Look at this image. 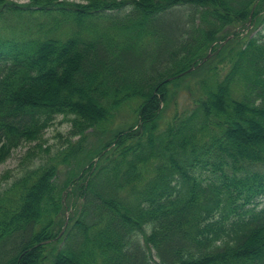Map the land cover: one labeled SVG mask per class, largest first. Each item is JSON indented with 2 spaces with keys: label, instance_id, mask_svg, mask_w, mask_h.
<instances>
[{
  "label": "trees",
  "instance_id": "obj_1",
  "mask_svg": "<svg viewBox=\"0 0 264 264\" xmlns=\"http://www.w3.org/2000/svg\"><path fill=\"white\" fill-rule=\"evenodd\" d=\"M16 1L0 0V163L57 116L69 130L0 191V264H264V35L233 33L264 31V0ZM184 9L197 36L133 62ZM210 47L228 67L179 112Z\"/></svg>",
  "mask_w": 264,
  "mask_h": 264
},
{
  "label": "rangeland",
  "instance_id": "obj_2",
  "mask_svg": "<svg viewBox=\"0 0 264 264\" xmlns=\"http://www.w3.org/2000/svg\"><path fill=\"white\" fill-rule=\"evenodd\" d=\"M17 3H27V0L16 1ZM127 11L128 8H125ZM123 12H113L112 14H122ZM193 19L192 24H187V20ZM199 24L198 12L193 9L182 10L180 14L174 16L161 15L154 21V26L157 32L148 36L140 42L139 46L132 53L133 62H142L144 65H159L167 59V52L171 50L174 45L180 42L190 40V36H182L183 31H187L191 36H197L198 32L194 30L195 26ZM193 26V27H191ZM191 27V28H190ZM190 28V29H189ZM262 31V25L255 29L249 28L247 31L240 30L239 36L245 40L246 36L252 37ZM232 49L234 45H230ZM210 49V48H209ZM169 54V53H168ZM209 53H207L208 55ZM209 61V60H208ZM203 68L197 67L193 69L187 76L179 83L177 90L178 111L191 106V100H183L182 93L187 89L196 92L200 86L201 79L209 78L214 72L212 66L216 67V72L220 76L228 67L227 61L219 63L218 59L214 58ZM186 103V104H184ZM69 130V123L63 119L62 116H57L51 125L42 133V138L39 141L22 143L18 148L12 151L8 158L0 163V191L6 186L10 185L16 178L29 168L38 166L48 156H54L58 151L64 148L63 143L66 134ZM94 137L89 136L87 140V148L94 144ZM67 167L63 168V172ZM64 176H60L62 180ZM264 207V200L260 201L259 208ZM148 231V229H146ZM63 235V234H62ZM61 235V236H62ZM60 236V237H61Z\"/></svg>",
  "mask_w": 264,
  "mask_h": 264
},
{
  "label": "bare ground",
  "instance_id": "obj_3",
  "mask_svg": "<svg viewBox=\"0 0 264 264\" xmlns=\"http://www.w3.org/2000/svg\"><path fill=\"white\" fill-rule=\"evenodd\" d=\"M255 5H256V3L253 5V7H252V9H251V13L253 12V10H254V8H255ZM250 19H251V15L249 16V21H250ZM188 21L189 20H187V23H188ZM198 25H196L195 27H197ZM197 28H200V27H197ZM240 30H244V29H241L240 27H237V28H234V30H233V33H237V31L239 32ZM248 30V29H247ZM247 30H244V31H247ZM233 33L232 34H230V36L228 37V38H226L225 40H223V41H221V42H219L218 44V47H217V49L215 50L216 52H218L219 50H221L222 49V47L228 42V41H230L232 38H233ZM183 42V41H182ZM184 43V42H183ZM211 47H210V49H208L206 52H205V55L202 57V60L200 61V63H198V65L197 66H199L200 64H203V63H205L206 61H208V60H210L211 58H212V56H213V54L215 53V52H212L211 51ZM207 53H209L208 55H207ZM192 70H190V71H188V72H191ZM49 242V241H48Z\"/></svg>",
  "mask_w": 264,
  "mask_h": 264
},
{
  "label": "water",
  "instance_id": "obj_4",
  "mask_svg": "<svg viewBox=\"0 0 264 264\" xmlns=\"http://www.w3.org/2000/svg\"><path fill=\"white\" fill-rule=\"evenodd\" d=\"M192 69H193V68H190L188 71H190V70H192ZM66 224H67V220L65 221V226H66ZM64 228H65V227L62 228V231H61L60 234H62V232L64 231Z\"/></svg>",
  "mask_w": 264,
  "mask_h": 264
}]
</instances>
